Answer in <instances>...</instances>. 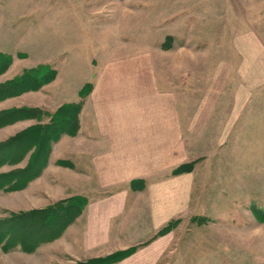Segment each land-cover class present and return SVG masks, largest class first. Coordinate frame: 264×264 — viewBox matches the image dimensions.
I'll return each mask as SVG.
<instances>
[{
    "label": "rangeland",
    "instance_id": "1",
    "mask_svg": "<svg viewBox=\"0 0 264 264\" xmlns=\"http://www.w3.org/2000/svg\"><path fill=\"white\" fill-rule=\"evenodd\" d=\"M0 52L11 56L0 86L41 66L56 71L38 90L0 93V233L3 221L57 196L128 195L103 246L80 247L81 214L65 237L72 224L32 252L0 243V264H78L114 253L123 256L111 264H264V0H0ZM139 63L178 97L185 129L183 163L166 173L183 176V187H168L177 203L156 227L149 181L101 186L93 158L106 148L79 135L81 112L75 134L51 142L48 155L33 159L23 139L38 125L36 110L81 101L103 69L130 77ZM195 115L199 124L186 123ZM32 162L38 175L14 189Z\"/></svg>",
    "mask_w": 264,
    "mask_h": 264
},
{
    "label": "crops",
    "instance_id": "2",
    "mask_svg": "<svg viewBox=\"0 0 264 264\" xmlns=\"http://www.w3.org/2000/svg\"><path fill=\"white\" fill-rule=\"evenodd\" d=\"M134 70L130 77L116 68L102 70L84 99L79 135L94 141L96 147L106 148L100 154L95 153L93 158L101 186H120L138 178L149 181L147 199L153 204V225L156 227L168 217V204L177 203L176 196L171 198L168 194V187L172 183L176 188L183 187V176L168 179L166 173L183 163L184 120L178 97L160 89L155 71L144 63H139ZM214 104L207 106L215 107ZM239 104L244 108L247 102ZM87 111L91 113L92 129L85 121ZM201 118L209 119L207 116ZM199 119L195 115L186 123L199 124ZM72 196H57L55 201ZM127 200L128 195L121 193L92 202L88 200L82 213L84 228L79 240L82 249L90 251L107 243L111 220L124 213ZM178 202H183L181 196ZM163 240L166 239L158 240L146 251Z\"/></svg>",
    "mask_w": 264,
    "mask_h": 264
},
{
    "label": "trees",
    "instance_id": "3",
    "mask_svg": "<svg viewBox=\"0 0 264 264\" xmlns=\"http://www.w3.org/2000/svg\"><path fill=\"white\" fill-rule=\"evenodd\" d=\"M10 64L11 56L0 52V73H3ZM55 77L56 71L50 65L34 68L3 83L0 86V93L17 95L26 91L38 90L53 81ZM91 89L92 87L87 93L82 92L80 95L81 101L67 103L52 114L43 112L40 109L36 110L38 115H34V117H38V125L31 129L27 137H23V139H27V142H25L26 148L28 147V149L32 150L35 148L33 150V159L37 160V158L43 157V150L48 155L50 152L49 144L57 141L62 135L75 134L79 128V115L84 99L91 92ZM3 116L5 114L0 116V121L4 120ZM45 117H51L49 122L41 123V120ZM25 146L24 149L26 150ZM2 150L3 148H0V151ZM24 155L25 153L23 152L20 160ZM33 166L32 162V165L22 172L24 174L22 179L19 178L14 181V189H23L29 181L38 175V172L32 174L34 171ZM179 168L175 170L176 173L182 171V168ZM137 181H139L137 186L146 183L142 179ZM10 182L11 180L8 181V183ZM87 205L88 200L78 196L58 200L42 208L14 214L8 220L3 221L7 229L3 228L4 231L2 234L0 233V243L4 249H8L7 251L18 247L21 251L32 252L44 240L51 241L59 238L62 232L84 212ZM121 256H123V253H114L78 264H111Z\"/></svg>",
    "mask_w": 264,
    "mask_h": 264
}]
</instances>
